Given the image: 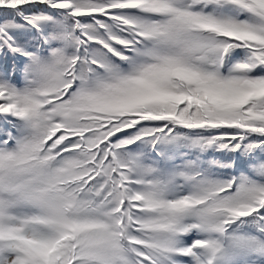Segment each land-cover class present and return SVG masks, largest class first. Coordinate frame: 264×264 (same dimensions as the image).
Returning a JSON list of instances; mask_svg holds the SVG:
<instances>
[{"label": "snow or ice", "instance_id": "1", "mask_svg": "<svg viewBox=\"0 0 264 264\" xmlns=\"http://www.w3.org/2000/svg\"><path fill=\"white\" fill-rule=\"evenodd\" d=\"M0 264H264V0H0Z\"/></svg>", "mask_w": 264, "mask_h": 264}]
</instances>
